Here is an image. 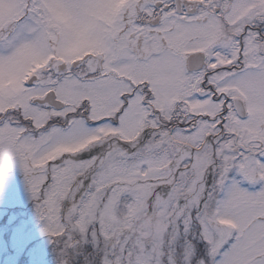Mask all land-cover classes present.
Listing matches in <instances>:
<instances>
[{
    "label": "snow or ice",
    "instance_id": "obj_1",
    "mask_svg": "<svg viewBox=\"0 0 264 264\" xmlns=\"http://www.w3.org/2000/svg\"><path fill=\"white\" fill-rule=\"evenodd\" d=\"M13 163L57 264H264V0H0Z\"/></svg>",
    "mask_w": 264,
    "mask_h": 264
},
{
    "label": "rangeland",
    "instance_id": "obj_2",
    "mask_svg": "<svg viewBox=\"0 0 264 264\" xmlns=\"http://www.w3.org/2000/svg\"><path fill=\"white\" fill-rule=\"evenodd\" d=\"M18 163L0 188V264H57Z\"/></svg>",
    "mask_w": 264,
    "mask_h": 264
},
{
    "label": "trees",
    "instance_id": "obj_3",
    "mask_svg": "<svg viewBox=\"0 0 264 264\" xmlns=\"http://www.w3.org/2000/svg\"><path fill=\"white\" fill-rule=\"evenodd\" d=\"M50 251H51V254H56L53 248L50 249Z\"/></svg>",
    "mask_w": 264,
    "mask_h": 264
}]
</instances>
